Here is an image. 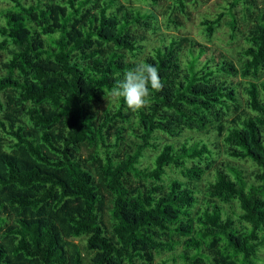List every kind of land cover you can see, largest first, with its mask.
Masks as SVG:
<instances>
[{
	"label": "trees",
	"instance_id": "16d2710c",
	"mask_svg": "<svg viewBox=\"0 0 264 264\" xmlns=\"http://www.w3.org/2000/svg\"><path fill=\"white\" fill-rule=\"evenodd\" d=\"M158 1L0 0V264H259L264 2L200 22L240 5L226 56ZM139 63L163 88L133 112L109 93Z\"/></svg>",
	"mask_w": 264,
	"mask_h": 264
},
{
	"label": "rangeland",
	"instance_id": "374dc122",
	"mask_svg": "<svg viewBox=\"0 0 264 264\" xmlns=\"http://www.w3.org/2000/svg\"><path fill=\"white\" fill-rule=\"evenodd\" d=\"M230 2L231 0H185L186 15H177L181 26L173 33L176 35H183L193 38L196 42L206 45L208 48H210L208 54H210V52L216 51L222 53L223 55L229 56L230 52L237 49L238 46H240L243 42L240 35L238 34V31L243 30L240 5L236 3L232 9V14L236 20V29L231 31L230 27L225 24L229 19L228 12L226 13L225 17H223L219 28L215 31L214 35L210 39V42L206 41L200 22L203 19L213 20L220 12L225 13L227 8L230 6ZM256 2L258 4H262L264 0H256ZM171 3V0H159L154 9L157 13H161L164 8ZM5 5V3H0L1 7ZM161 32L165 33L164 30H161ZM232 34L235 36L234 39L231 38ZM145 36L147 37V40L144 42L145 50L143 51V55L150 51V48L155 44L157 38L156 34H145ZM199 138L200 136L194 132H184L182 137L177 140L182 141L186 139L190 140V142H195ZM223 159V156L219 157V161H222ZM259 254V264H264V249L261 250Z\"/></svg>",
	"mask_w": 264,
	"mask_h": 264
},
{
	"label": "clouds",
	"instance_id": "9594fccd",
	"mask_svg": "<svg viewBox=\"0 0 264 264\" xmlns=\"http://www.w3.org/2000/svg\"><path fill=\"white\" fill-rule=\"evenodd\" d=\"M162 88L158 69L151 64L139 63L124 73L123 80L118 81L109 94L123 99L127 108L136 112L148 107L151 91L158 92Z\"/></svg>",
	"mask_w": 264,
	"mask_h": 264
}]
</instances>
